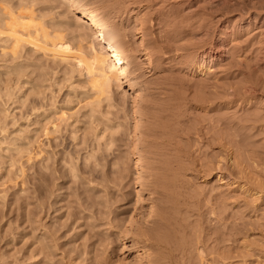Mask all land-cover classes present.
I'll list each match as a JSON object with an SVG mask.
<instances>
[{
    "label": "rangeland",
    "instance_id": "1",
    "mask_svg": "<svg viewBox=\"0 0 264 264\" xmlns=\"http://www.w3.org/2000/svg\"><path fill=\"white\" fill-rule=\"evenodd\" d=\"M83 3L129 41L137 90L104 83L113 56L69 1L0 0V26L19 35L0 41V264H142L117 238L129 244L126 220L157 196L175 210L178 248L164 264L264 262V233L249 225L263 222L264 193L251 210L218 180L249 172L264 183V0ZM145 32L161 46L150 45L149 63ZM210 43L219 48L209 71L192 66ZM139 166L146 189L135 204Z\"/></svg>",
    "mask_w": 264,
    "mask_h": 264
},
{
    "label": "bare ground",
    "instance_id": "2",
    "mask_svg": "<svg viewBox=\"0 0 264 264\" xmlns=\"http://www.w3.org/2000/svg\"><path fill=\"white\" fill-rule=\"evenodd\" d=\"M67 1H69V4L73 7V9L78 13V17H81V18H83L84 20H85V23H87V26L88 27H86V30H87V28H88V30L89 29H91V33H94L96 36L95 37H97V36H99V38L101 39H99L102 43L104 42V47H106V49L110 52V54L113 56V61H112V64H111V61L109 60V64H110V66H109V64L108 63H106L107 65H108V67H106V64H105V69L104 70H101V71H103V75L101 74V76H103L104 77V83H106V84H108L109 82L111 83V82H115V81H117L119 78H123L124 80H125V83H126V87L128 88V89H131V91H135V90H137V88H138V85H137V83L135 82V81H133V79H131V78H133V74H134V72H135V69H136V55L134 54V52H133V50H130V47H129V49H126V50H124L122 47L125 45L124 43H126L127 44V46H128V40L127 39H123V37L121 36V38H120V42H117L116 40V36H115V34H114V30H113V28H112V26L109 24V22L105 19V17L104 16H102L103 14H100V12H98V11H95L94 9H92V8H90V7H88L87 5H85L84 3H83V0H67ZM71 6H70V8H71ZM3 18H4V16H3ZM5 19V18H4ZM4 19H2V21H5ZM19 19V18H18ZM82 19V20H83ZM81 20V21H82ZM202 20V19H201ZM1 21V20H0ZM20 22V20H18V25H21V22ZM83 22V21H82ZM1 24H2V22H0ZM3 24H5V22L3 23ZM144 24V23H143ZM143 24H142V26H143ZM201 24V23H200ZM6 25V24H5ZM0 26V41H3L4 42V40L5 41H7L8 39H11V38H8L7 39V37H9L10 35L9 34H16V33H14V31H12L13 33H11V32H9L10 31V29H9V31H8V29L6 28L7 26ZM80 26H81V28L78 26V24H77V26L79 27H77L78 29H81L80 31L81 32H83L84 33V31H82L84 28H83V24L81 25V23L79 24ZM113 25V24H112ZM15 26V25H14ZM14 26H12V27H14ZM22 26V25H21ZM76 26V25H75ZM12 27H10L11 29H12ZM89 27H91V28H89ZM145 27V26H144ZM143 27V28H144ZM76 28V27H75ZM175 28V27H174ZM77 29V30H78ZM76 30V31H77ZM86 30H85V34H90V33H86ZM225 30V29H224ZM16 31H17V29H16ZM79 31V30H78ZM77 31V33H78V35H79V37H80V35H82L83 36V34H81V32H78ZM144 31V30H143ZM226 31V30H225ZM21 33V32H20ZM20 33H18V34H20ZM85 34H84V38H85ZM148 34V33H147ZM13 35V36H14ZM17 35V34H16ZM26 35V34H25ZM28 35V34H27ZM93 35V34H92ZM91 35V36H92ZM146 35V32L145 33H143V34H141L140 35V40L138 41V44L139 45H141L140 46V48H142L144 51H142V54H144L145 55V58L146 59H148V63H149V61H150V58H151V56H152V54L155 52H153L152 50H151V46H154L155 48H157L156 50L158 51L159 50V52L161 51V46H159L158 44V42L156 41V39L155 38H153L152 37V39H151V37L150 38H148L149 36L147 35V36H145ZM18 37H19V35H17ZM15 37V36H14ZM28 37H30V36H28ZM88 37V36H87ZM125 37V36H124ZM145 37H147V38H145ZM220 37L221 38H224L225 36H224V34H220ZM118 38V37H117ZM16 39V38H15ZM32 39H33V37H32ZM36 39V38H35ZM34 39V40H35ZM21 39L19 38V40H17V41H20ZM127 40V42H125ZM11 41V40H10ZM16 41V40H15ZM16 41V42H17ZM37 41V40H36ZM93 41V40H92ZM220 41H221V39H220ZM8 42V41H7ZM14 42V41H13ZM158 44H157V43ZM17 43H19V42H17ZM119 43H121V45L119 44ZM0 44H2V42H0ZM3 44H5V43H3ZM6 44H8V43H6ZM1 45V47L3 48L4 46L6 47L7 45ZM11 44V43H10ZM131 44H132V41H131ZM135 44V43H134ZM12 45L13 44H11L10 46H9V48H5V50L6 49H8L7 51L9 52V53H11L10 51H14V47H12ZM14 45L16 46V48H17V45H16V43H14ZM138 45V46H139ZM151 45V46H150ZM130 46V45H129ZM136 47V46H135ZM4 48H3V50H4ZM15 48V50H17ZM134 48V47H133ZM214 48L215 49H217V48H219V45H215V46H212V44L210 43V45L208 46V50L206 51V52H201V54H199V55H197L196 56V58H195V56H193V57H191V59L189 60L190 61V63L192 64V66H194L195 68H199V70H201L200 68H207V70L209 71V69H210V66H209V64H210V62L212 61V60H214L215 58H217L216 57V55H217V51L215 52L214 51ZM10 49V50H9ZM162 53V52H161ZM154 55H155V53H154ZM219 55V54H218ZM220 56V55H219ZM105 57V56H104ZM196 59V60H194V59ZM138 59V58H137ZM154 59V58H153ZM152 60V59H151ZM155 60V59H154ZM207 60H208V62H207ZM149 65H151V64H149ZM101 66V65H100ZM104 68V67H103ZM101 69V68H100ZM211 71V70H210ZM16 75V74H15ZM102 78V77H101ZM97 80H95V81H92L93 83H92V86L93 87H95V85H96V87H97V89H102V87L99 85L98 86V84H96L97 82H96ZM249 81V80H248ZM112 84V83H111ZM106 87H111V86H106ZM100 90H98V91H100ZM103 90V89H102ZM100 92H102V91H100ZM99 92V93H100ZM98 93V94H99ZM112 93V92H111ZM143 95V94H142ZM93 96V95H92ZM140 96V95H139ZM99 97V96H98ZM118 98V97H117ZM142 98V97H141ZM98 100V99H97ZM202 101V100H201ZM90 103H92V105H93V102H90ZM89 103V104H90ZM99 105V104H98ZM88 106V105H87ZM136 106V105H135ZM89 107V106H88ZM97 107V106H96ZM92 111V110H91ZM95 111V110H94ZM133 113H134V115H135V117H136V125H135V129H134V131H135V134H136V136H138V129H139V117H140V111H139V108L137 109V107L136 108H134L133 109ZM92 113H93V111H92ZM147 115V114H146ZM62 116V114L60 115L59 114V117H61ZM145 117V116H144ZM57 118V117H56ZM240 119V118H239ZM154 120V119H153ZM62 121V120H61ZM241 121V120H240ZM261 121V120H260ZM58 122V121H57ZM155 122V121H154ZM50 123H52V126H54L55 124L57 125V123L55 122V121H53V119H52V121H50ZM59 123V122H58ZM150 124H152V123H150ZM163 127V126H162ZM206 127V126H205ZM145 130V129H144ZM56 131V130H55ZM224 131V130H223ZM229 131V130H228ZM155 132V131H154ZM161 132V131H160ZM173 135V134H172ZM154 136V135H153ZM138 138V137H137ZM137 145V144H136ZM44 146V145H43ZM21 149V148H20ZM18 150V149H17ZM134 154L136 155V159H138L139 160V156L141 155L140 154V152H139V150H138V148H137V146H135L134 147ZM178 154V153H177ZM142 160V159H141ZM138 162V161H137ZM140 162H142V161H140ZM183 163V162H182ZM234 163V162H233ZM237 163V162H236ZM141 164H143V163H141ZM140 164V165H141ZM240 164V163H239ZM190 165V164H189ZM250 165V164H249ZM234 166V165H233ZM237 166V165H236ZM248 166V165H247ZM235 168V167H234ZM142 169H144L143 167L141 168V166H139L138 167V172H139V175H138V180L137 181H139V189H138V191H136V200H135V204H138V203H140V201H141V195L143 194V191L146 189L145 187H144V182H143V178H144V176L142 177V174H143V171L144 170H142ZM148 169V168H147ZM233 169V168H232ZM238 169H240V168H238ZM234 170V169H233ZM230 171V170H229ZM228 171V172H229ZM241 171H242V169H241ZM241 171H240V174H241ZM245 171V170H244ZM244 171H242V174L244 173ZM178 172V171H177ZM231 173H232V171H231ZM161 174V173H160ZM239 174V175H240ZM248 174L249 175H247L246 174V177H244V179H243V181L242 182H240L239 180H237V179H233L232 178V180L230 179V178H228L227 176H229V175H226V176H219V178H218V180H219V183H221V184H224L225 186H226V188H238L240 191H241V194H242V192H243V194H246V195H248V197H249V200H250V198H251V200H250V202H246L244 199V201L245 202H243L242 201V203H244L245 205L247 204L248 205V207H250L251 208V210H257L256 209V207H255V205H257V204H255L254 205V202H256V200H258L259 198L261 199V197H262V195H263V193H264V183H262V181L260 182L259 180V178H256L255 176H253V175H251L249 172H248ZM243 175H245V174H243ZM236 177H238V175L236 176ZM241 177V176H240ZM238 179H239V177H238ZM259 179V180H258ZM150 184V183H149ZM160 185V184H159ZM220 186V185H219ZM152 187V186H151ZM213 189V188H212ZM158 190V189H157ZM155 192V191H154ZM166 192H167V190H166ZM213 192V191H212ZM216 192V191H215ZM161 193V192H160ZM159 192H158V194H160ZM239 193V192H238ZM210 194V193H209ZM212 194V193H211ZM162 195V194H161ZM165 195V194H164ZM167 195V194H166ZM239 195H240V193H239ZM246 195H243V197L245 196V199L247 198V196ZM177 196V195H176ZM238 196V195H237ZM159 196H157V198L155 197V198H153L152 199V204H151V206H150V208L148 209V210H141L140 208H142V207H140L139 208V212H137L136 213V215H138L139 217H137V218H135L134 217V215H130L129 217H128V219L126 220V236H125V238L126 239H129V244L128 245H126V243L125 242H123V240L121 239V236L119 235V237L117 238L120 242H121V246H122V248H131V247H137V248H139L142 252L140 253V254H142V255H140L141 257L139 258L140 260H141V262H142V264H164V258L167 256V258H171L169 255V250L170 251H172L173 250V248H175V247H177V245L175 246L174 245V243H172V241H171V239H170V236L171 235H169L168 233V231L170 230V229H173L174 228V230L176 229L175 228V222H172V217L171 216H173V214L175 213V210H174V212L172 213V210L174 209L173 208V206H172V201L171 200H169V201H167L166 200V202L161 198H158ZM227 197V196H226ZM241 197V196H240ZM242 197V198H243ZM263 197H264V195H263ZM167 198V197H166ZM234 198V197H233ZM236 198V197H235ZM234 198V199H235ZM165 199V198H164ZM170 199V198H169ZM177 199V198H176ZM240 199V198H239ZM247 201H249L248 199H246ZM184 201H185V199H184ZM215 201V200H214ZM225 201V200H224ZM259 201V200H258ZM258 203V202H257ZM211 204V203H210ZM243 204V205H244ZM174 205V204H173ZM244 205V206H245ZM246 205V206H247ZM259 205V204H258ZM171 206V207H170ZM177 206V205H176ZM176 208V207H175ZM177 210V209H176ZM250 210V209H249ZM260 210V209H259ZM259 210H257V211H259ZM262 210H263V208H262ZM262 212H264V211H262ZM171 213H172V215H171ZM177 214V213H176ZM259 214V213H258ZM257 214V215H258ZM264 214V213H263ZM256 215V216H257ZM260 217H261V213H260ZM260 217H257V218H260ZM261 219V221L263 220V222H264V215L260 218ZM260 219H258L259 220V222H260ZM174 221V220H173ZM202 221V220H201ZM253 221H255V219H253ZM125 222V221H124ZM230 222V221H229ZM262 222V223H263ZM261 223V222H260ZM260 223H258L257 222V220H256V222H252L251 221V223H249V225L250 226H252V227H255V229H257V230H262L263 231V233H264V223L262 224H260ZM227 225V224H226ZM246 225V224H245ZM244 225V226H245ZM122 226V225H121ZM179 226V225H178ZM238 226H239V224H238ZM261 226V227H260ZM256 227H259V228H256ZM232 228V230L234 231V232H237V231H235L234 229H233V227H230L229 229H231ZM239 228V227H238ZM242 228H243V225H242ZM225 229H228V227H226L225 226ZM228 229V230H229ZM237 229V228H236ZM249 229H251L250 227H247V228H244V233L246 232H250V230ZM231 230V231H232ZM240 230V229H239ZM238 230V231H239ZM253 230V229H252ZM251 230V231H252ZM230 231V232H231ZM231 232V233H234V232ZM241 231H243V230H241ZM167 232V233H166ZM171 232V231H170ZM175 232V231H174ZM177 232V231H176ZM225 232V231H224ZM229 232V231H228ZM215 233V232H214ZM239 233H240V231H239ZM168 234V235H167ZM176 234V233H175ZM174 234V235H175ZM229 234V236L231 235L230 233H228ZM224 235V234H223ZM239 235V234H238ZM241 235H242V232H241ZM252 235V234H251ZM220 236V235H219ZM226 236V235H225ZM221 237V236H220ZM231 238H232V236H230ZM229 237V239H231ZM240 237V236H239ZM259 237V236H258ZM224 238V237H223ZM228 238V237H227ZM248 238V237H247ZM124 239V238H123ZM246 239V238H245ZM222 240V239H221ZM191 241V240H190ZM198 241V240H197ZM262 241V240H261ZM220 242V241H219ZM183 243V242H182ZM193 243V242H192ZM195 243V242H194ZM191 244V243H190ZM242 244V243H241ZM244 244H246V242L244 243ZM258 244V243H257ZM193 245V244H192ZM255 245V244H254ZM179 246V245H178ZM252 246V245H251ZM250 246V247H251ZM181 247V246H180ZM179 247V248H180ZM261 247V246H260ZM178 248V247H177ZM106 249V248H105ZM150 249H153L154 250V252L152 253L151 252V250ZM172 249V250H171ZM187 249V248H186ZM249 249V248H248ZM122 250V249H121ZM181 249H179V251H180ZM193 250V249H192ZM200 250V249H199ZM244 250V249H243ZM242 250V252H244ZM213 251V250H212ZM178 252V251H177ZM184 252V251H183ZM200 252H203V251H200ZM233 252V251H232ZM242 252H240L241 253V255H242ZM42 253V252H41ZM208 253V252H207ZM228 253V252H227ZM247 253V252H246ZM249 254H250V252H248ZM251 253H253V252H251ZM138 254V253H137ZM173 254V253H172ZM258 254V253H257ZM262 254H264V253H262ZM144 255V256H143ZM175 255V254H174ZM185 255V254H184ZM218 255H219V253H218ZM246 255V254H245ZM252 255V254H251ZM169 256V257H168ZM173 256V255H172ZM212 256V255H211ZM214 256V255H213ZM220 256V255H219ZM230 256H231V254H230ZM205 257V256H204ZM234 257V256H233ZM237 257H239V256H237ZM241 257V256H240ZM247 257V256H246ZM189 258H191V257H189ZM210 258V257H209ZM222 258H224V257H222ZM221 258V259H222ZM229 258V257H228ZM252 258V257H251ZM260 258V257H259ZM192 259V258H191ZM191 259H190V261H191ZM206 259H207V257H206ZM227 259V258H226ZM231 259V258H230ZM235 259V258H234ZM261 259V258H260ZM186 260V259H185ZM195 260V259H194ZM197 260V259H196ZM199 260V259H198ZM205 260V259H204ZM220 260V259H219ZM223 260V259H222ZM228 260V259H227ZM263 260V259H262ZM138 261V260H137ZM136 261V262H137ZM166 261H167V259H166ZM172 261V260H171ZM174 261V260H173ZM189 261V260H188ZM214 261H216L215 259H214ZM209 262V260H208V262L207 261H205V262H203L202 264H216L215 262ZM225 261V260H224ZM224 261H223V264H225L224 263ZM229 261V260H228ZM240 261V260H239ZM252 261V260H251ZM250 261V262H251ZM264 261V260H263ZM134 262H135V260H134ZM168 262V261H167ZM166 262V263H167ZM195 262V261H194ZM220 262L221 261H219V264H220ZM226 262V261H225ZM137 263H139L140 264V262H137ZM170 263V262H169ZM192 263H193V261H192ZM136 264V263H135ZM247 264V263H246ZM254 264H264V262H262L261 263V261L260 260H257Z\"/></svg>",
    "mask_w": 264,
    "mask_h": 264
}]
</instances>
